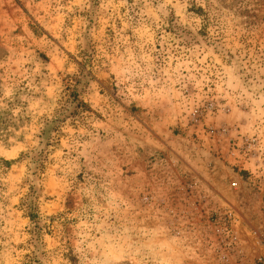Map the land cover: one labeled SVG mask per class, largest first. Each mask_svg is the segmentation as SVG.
I'll return each mask as SVG.
<instances>
[{
	"label": "rangeland",
	"instance_id": "rangeland-1",
	"mask_svg": "<svg viewBox=\"0 0 264 264\" xmlns=\"http://www.w3.org/2000/svg\"><path fill=\"white\" fill-rule=\"evenodd\" d=\"M0 264H264V0H0Z\"/></svg>",
	"mask_w": 264,
	"mask_h": 264
},
{
	"label": "trees",
	"instance_id": "trees-1",
	"mask_svg": "<svg viewBox=\"0 0 264 264\" xmlns=\"http://www.w3.org/2000/svg\"><path fill=\"white\" fill-rule=\"evenodd\" d=\"M7 163H9V162H7Z\"/></svg>",
	"mask_w": 264,
	"mask_h": 264
}]
</instances>
